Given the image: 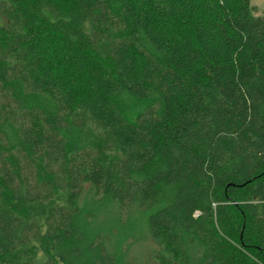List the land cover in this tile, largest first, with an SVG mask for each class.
<instances>
[{
  "label": "trees",
  "instance_id": "obj_1",
  "mask_svg": "<svg viewBox=\"0 0 264 264\" xmlns=\"http://www.w3.org/2000/svg\"><path fill=\"white\" fill-rule=\"evenodd\" d=\"M252 11L0 0V264H119L76 223L84 193L146 213L155 264H264V14Z\"/></svg>",
  "mask_w": 264,
  "mask_h": 264
},
{
  "label": "rangeland",
  "instance_id": "obj_2",
  "mask_svg": "<svg viewBox=\"0 0 264 264\" xmlns=\"http://www.w3.org/2000/svg\"><path fill=\"white\" fill-rule=\"evenodd\" d=\"M253 16L264 14V0H250ZM125 109L134 113V105L125 103ZM80 214L76 218L78 227L88 236L101 233L110 240L119 264H155L152 250L155 244L149 237L146 225L147 214L131 211L123 213L107 199H95L84 193L79 202ZM47 247H30L28 254L39 257Z\"/></svg>",
  "mask_w": 264,
  "mask_h": 264
}]
</instances>
